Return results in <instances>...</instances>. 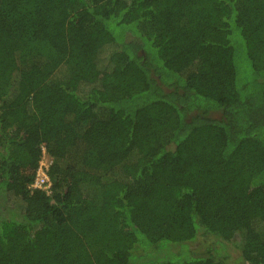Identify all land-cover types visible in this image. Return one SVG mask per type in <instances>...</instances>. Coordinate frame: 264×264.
<instances>
[{
    "label": "trees",
    "instance_id": "1",
    "mask_svg": "<svg viewBox=\"0 0 264 264\" xmlns=\"http://www.w3.org/2000/svg\"><path fill=\"white\" fill-rule=\"evenodd\" d=\"M258 15L0 0V264H264Z\"/></svg>",
    "mask_w": 264,
    "mask_h": 264
},
{
    "label": "rangeland",
    "instance_id": "2",
    "mask_svg": "<svg viewBox=\"0 0 264 264\" xmlns=\"http://www.w3.org/2000/svg\"><path fill=\"white\" fill-rule=\"evenodd\" d=\"M242 9L244 8V6L241 7ZM257 14V13H256ZM256 14L254 13H250L251 16H255ZM258 24L260 25H264V16L263 15H258V18L256 19ZM263 39H264V36H263ZM263 48H264V43H263ZM50 163V157L47 156L46 154H43L42 157H41V160H40V167L39 169L41 170L40 172V177H42L41 173L47 168L48 164ZM188 248L192 250V252L194 254H200L204 247H205V243L202 242V240L198 239V240H195V241H192V242H189L187 244ZM227 251H228V254H229V259L231 262H239V253L238 251H236L233 247L231 246H228L227 247ZM240 264H243V263H240Z\"/></svg>",
    "mask_w": 264,
    "mask_h": 264
},
{
    "label": "built area",
    "instance_id": "3",
    "mask_svg": "<svg viewBox=\"0 0 264 264\" xmlns=\"http://www.w3.org/2000/svg\"><path fill=\"white\" fill-rule=\"evenodd\" d=\"M40 172L41 170L38 169L36 177L33 181V183L31 184V187H39L42 188L44 190L49 191L50 188V180L45 172V170L41 173L42 177H40Z\"/></svg>",
    "mask_w": 264,
    "mask_h": 264
}]
</instances>
